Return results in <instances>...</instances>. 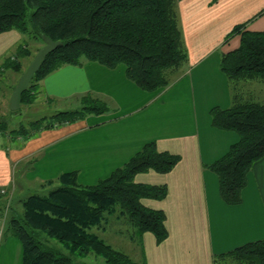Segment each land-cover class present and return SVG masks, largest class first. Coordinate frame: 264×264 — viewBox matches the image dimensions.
Wrapping results in <instances>:
<instances>
[{
	"label": "trees",
	"instance_id": "obj_1",
	"mask_svg": "<svg viewBox=\"0 0 264 264\" xmlns=\"http://www.w3.org/2000/svg\"><path fill=\"white\" fill-rule=\"evenodd\" d=\"M178 1L0 0V33L16 30L28 36L13 57L3 58L0 80L7 70L21 74L20 59L32 55L29 39L44 45L43 36H47L59 45L45 56L34 73L21 95L22 105L34 103L40 81L49 73L63 65L80 66L84 61L109 68L123 64L126 77L144 91L169 86L188 63ZM263 13L264 8L234 25L225 36L224 43L235 35L240 37L238 47L221 54L219 61L230 85L232 104L209 110L211 126L238 135L221 157L204 165L217 175L220 198L228 205L241 203L247 172L264 156V102L245 98L239 87L241 82L255 79L264 84V30L247 29ZM116 110L113 101L88 92L79 95L72 108L57 110L27 124L20 122L9 128L7 121L0 119V137L7 141L3 144L6 148L21 144L42 130ZM179 160L177 154L159 151L151 140L94 184H80L76 171L62 172L55 179L40 183L39 193H26L20 201L22 211L9 206L2 234L21 242L22 264H99L78 261L89 253L101 258L100 264H137L92 229L101 228L114 217L129 224L128 237L140 247L145 232L152 233L157 243L163 241L168 235L164 211L151 209L142 200L165 198L167 187L137 183L134 178L149 170L167 173ZM2 196L0 217L5 206ZM50 240L60 243L61 248L50 245ZM212 264H264V238L217 254Z\"/></svg>",
	"mask_w": 264,
	"mask_h": 264
},
{
	"label": "crops",
	"instance_id": "obj_2",
	"mask_svg": "<svg viewBox=\"0 0 264 264\" xmlns=\"http://www.w3.org/2000/svg\"><path fill=\"white\" fill-rule=\"evenodd\" d=\"M211 1H178L188 63L169 86L144 91L126 77L125 65L109 68L94 61L63 65L45 76L39 96L52 106L51 114L72 108L76 98L88 92L113 101L117 110L42 130L18 145L5 148L7 141L0 143V187L9 186L13 168L21 164H26L28 181L42 183L76 171L80 184H94L153 140L159 151L177 154L180 160L167 173L149 170L134 178L137 183L167 187L165 198L142 200L145 206L164 211L167 237L157 243L145 232L141 247L125 239L130 244L125 253L137 264H212L217 254L263 239L264 156L247 172L237 205L222 201L218 177L204 165L238 140L237 133L211 126L209 115L213 106L232 104L219 61L221 54L238 47L240 37L225 43L224 38L234 25L263 9L264 0ZM247 29L264 30V13ZM24 41L16 30L0 33V63L7 55L13 57ZM2 233L0 227V264H22L21 242ZM114 236L125 238L122 232Z\"/></svg>",
	"mask_w": 264,
	"mask_h": 264
},
{
	"label": "rangeland",
	"instance_id": "obj_3",
	"mask_svg": "<svg viewBox=\"0 0 264 264\" xmlns=\"http://www.w3.org/2000/svg\"><path fill=\"white\" fill-rule=\"evenodd\" d=\"M23 39H28V36L23 35ZM28 42H29V49L32 52V57H34L36 52L43 45L41 42L34 41L32 39L31 40L29 39ZM30 62L31 61L29 58L28 59L24 58V60L22 59V66H23L22 72L24 71V69L27 67V65ZM20 75L21 74L7 70L1 76V80H0V119L4 118L7 121L9 128H13L20 122L27 124L29 121L42 119V117L44 116H49V114H51V112L53 111L51 108L52 106H46V104L42 102V99L39 96L40 85L37 90L38 92L36 94V99L34 103L30 105L20 104L19 109L15 110V111H19L17 113H13V111L10 110L9 98L11 96V93L13 92L12 89L15 86V83L19 79ZM239 87H240L242 95L245 98H249V99H252L260 103L264 102V84L263 83L255 79V80L241 82ZM3 142H5V139L0 137V143H3ZM25 165L26 164H21L20 166H15L13 168L12 170L13 180L9 184V186L4 187L7 189V192L4 196H2V199H1L5 201L3 213H2V216L0 217V227L2 230H4L5 221L9 214L8 212L9 206L13 205L14 208L18 212H20L22 211L20 201L22 198L25 197L26 193H29L30 191L39 193L40 182L39 181H28L27 179H25V175H24ZM92 231L98 234L100 237L107 240L108 242L113 243L112 246L115 249L123 251V252H125L127 250V247H129L130 245L125 239H128L129 241L137 245V243H135L128 237V234L131 231V227L129 226V224L124 221H116L114 217H110L106 223L102 224L101 228L94 227ZM119 232H122V235L125 237L124 239L120 238L119 236H117L118 237L116 238L117 240L115 239L114 235L116 233L119 234ZM50 245L56 246L57 248H61L60 243H58L55 240H50ZM78 261L100 264L102 262V259L99 257H96L93 253H89L86 257L78 259Z\"/></svg>",
	"mask_w": 264,
	"mask_h": 264
},
{
	"label": "water",
	"instance_id": "obj_4",
	"mask_svg": "<svg viewBox=\"0 0 264 264\" xmlns=\"http://www.w3.org/2000/svg\"><path fill=\"white\" fill-rule=\"evenodd\" d=\"M44 45L36 52L31 62L27 65L21 73L16 82L15 89L9 98V108L12 111L18 110L21 104V95L28 87L34 73L40 68L45 56L54 50L59 42L51 40L47 36H43Z\"/></svg>",
	"mask_w": 264,
	"mask_h": 264
},
{
	"label": "built area",
	"instance_id": "obj_5",
	"mask_svg": "<svg viewBox=\"0 0 264 264\" xmlns=\"http://www.w3.org/2000/svg\"><path fill=\"white\" fill-rule=\"evenodd\" d=\"M7 192V189L4 187H0V194L5 195Z\"/></svg>",
	"mask_w": 264,
	"mask_h": 264
}]
</instances>
